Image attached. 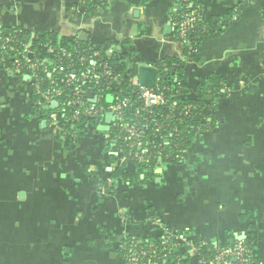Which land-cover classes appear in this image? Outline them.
<instances>
[{"label":"crops","instance_id":"crops-1","mask_svg":"<svg viewBox=\"0 0 264 264\" xmlns=\"http://www.w3.org/2000/svg\"><path fill=\"white\" fill-rule=\"evenodd\" d=\"M195 3L208 32L189 54L169 0H0V33L29 45L47 33L80 41L124 59L135 78L139 66L182 60L180 99L214 79L222 88L206 98V128L148 177L115 149L112 118L75 127L70 141L62 116L34 104L32 80L0 68V264H125L127 238L167 232L214 245L249 237L264 264V0ZM117 168L137 178H112ZM183 253L168 264H209Z\"/></svg>","mask_w":264,"mask_h":264},{"label":"built area","instance_id":"built-area-1","mask_svg":"<svg viewBox=\"0 0 264 264\" xmlns=\"http://www.w3.org/2000/svg\"><path fill=\"white\" fill-rule=\"evenodd\" d=\"M181 4L184 9L178 15L176 14V8H171L169 14L170 23L175 31V35L178 40L185 44L189 51L196 53L197 47L195 38L196 27L199 34H205L208 30L206 24L203 23L200 12L197 8L190 9L189 5H192L190 0H182ZM195 32V35L194 33ZM193 34V35H192ZM0 50L6 47V43L9 41L18 42L19 40L15 37L1 38ZM22 55L23 58L15 55L11 62V65L6 67L8 71L14 74H21L28 76L32 80L33 87L39 92L42 96L45 108L48 109V112L55 118L58 115L62 116V133L66 136H70L73 139L76 138V134L69 133L66 130L68 125L77 127L78 129L82 128L85 124L99 125L103 122V117L107 112H110L112 126L118 128V133H114V137L117 138L118 134H124L127 138L131 140L128 144L130 148L137 147L141 152L137 154H132L131 152H126L122 156L130 158L132 161H143L149 158L150 154L154 153L158 155L160 149L158 145H153L151 148L145 146L143 133L144 129L147 126L148 116L144 113L152 112L151 107L165 106L168 108L166 113H161L160 118L171 119L175 114L174 103L164 94L168 91L167 86H160L158 81L160 76L157 75L156 82L151 87H145L138 83V79L132 77L131 86L134 87L132 93L135 95V101H132L131 96H121V92L118 90L114 93V101L109 105L97 104L96 101L99 99V95L94 92L92 86L87 87L86 89L81 88V86L74 83L72 80L75 77V72L71 70V65L68 61L71 58H75L77 63L80 65L88 62V65L85 67V70L81 71L78 79L81 82H87L90 80L92 74H98L97 67H92V64L95 65L96 62L92 60V56L96 57L99 55L97 50H87L86 48L73 47V52L67 51L62 48L56 52L53 48H48L46 53L54 54V57L57 61V65L54 64L47 56L43 55V52L34 50L31 48V45L28 43H22ZM32 54V55H31ZM54 66V67H53ZM51 68L57 69L60 73H66V82L70 86H76V88L68 92V100L65 103H58L56 109L52 110L50 103L56 99L58 96L63 95L61 89L55 88H46L40 90L39 87V76L42 74L46 75L49 81V84L54 83V78H52ZM105 79L106 85L112 84V77L114 75L112 69L107 66V64H102V71L100 72ZM99 75V74H98ZM93 91L92 95L96 96V100L93 102L86 96V92ZM87 97V101L84 99ZM65 105L72 106L73 110L68 116H65ZM135 109V118L130 121L124 115V112L129 109ZM185 112H191V105H186ZM91 121H93L91 123ZM153 124L156 128H169L170 124H162L160 121H155ZM119 136V135H118ZM117 140V139H116ZM176 144H174V147ZM116 154L118 152H115ZM158 160L164 161L159 155ZM202 244H205L204 241H200ZM121 253L125 259V264H163L166 258L169 256V260L173 258H178L181 251H184L185 256H195L201 263L209 264H249V260L252 256V250L248 248V245L239 240L237 243L229 247H224L219 244L214 245L213 252L211 256L201 255L197 252V246L195 242L188 240L183 235L175 234L173 232H167L166 236L162 240L147 244L124 242L121 246Z\"/></svg>","mask_w":264,"mask_h":264},{"label":"trees","instance_id":"trees-1","mask_svg":"<svg viewBox=\"0 0 264 264\" xmlns=\"http://www.w3.org/2000/svg\"><path fill=\"white\" fill-rule=\"evenodd\" d=\"M182 0H169V5H171V8H176V14H180L182 10L184 9L183 5L181 4ZM192 2V5H189L190 9L198 8L197 4L195 3V0H190ZM198 27V26H197ZM196 29L197 37L195 38V41L197 42L195 47L198 49L199 41L201 40L203 34H199V31ZM175 33V31H173ZM208 32V30H207ZM206 32V33H207ZM195 35V32H193ZM193 35V34H192ZM5 37H15L19 41H9L6 43V47L2 50H0V68L5 69L9 65H11V62L13 60V57L15 55L19 56L20 58H23L22 55V43H26L23 40V35L19 32H9L8 34L0 33V39ZM1 44V40H0ZM183 44V43H182ZM78 48H86L89 50L88 46L84 45L80 41H67L66 39H58L56 36L52 33L44 34L41 38L34 41V43L31 45V48L34 50H38L43 52V55L50 58L52 61H54V64L57 65V61L54 57V54L46 53L48 48H53L56 52L61 50L62 48L66 49L67 51L73 52V47ZM185 52L189 54H194L193 52L189 51L187 46L183 44ZM92 60H94L95 65L92 64V67H97L98 74H92L90 76V80L87 82H81L78 79V76L81 71L85 70V67L88 65V62L80 65L77 63L75 58H71L68 63L71 65V70L75 72V77L72 79L74 83L81 88L86 89L89 86H92L94 89V92L99 95L98 101H96L97 104L102 105H109L113 103L114 101V93L116 91L121 92V96H131L132 101H135V95L132 93V90L134 87L131 86V79L134 77V74L136 73V69L132 71V73L128 72V65L127 62H125L124 59L118 58L114 56L113 54H107L106 51H100L99 55L94 57L92 56ZM105 63L107 66H109L114 75L112 77V84L106 85L104 82V76L100 73L102 71V64ZM165 65L157 64L156 67L160 72L163 71L165 67H168L170 78H164L160 76V79L158 81L160 86H167L169 88L168 91L164 92V94L174 103L175 107V114L170 119L167 118H160L159 115L161 113H166L168 111V108L165 106H157V107H151L149 109L152 110V112L144 113L146 116H148V123L146 128L144 129L143 138H144V144L147 147H152L153 145L160 146V153L158 155L152 153L150 154L149 158L143 160V161H133L135 162L141 170H145V173L148 174V177L155 176L154 170H155V164L158 161L159 155L162 157V159L166 162H172L176 163L177 160L180 158L181 154L186 150L187 146L190 144L192 138L194 135L200 131L206 128V125L203 120V113L202 108L206 104V98L207 96H215L217 94H220L221 92V84L217 79H214L212 82L208 83L204 86H200L199 92L197 94V97L195 99H180L178 96V91L184 86V78L182 76V60H166L164 61ZM54 67V66H53ZM51 74L52 78H54V83L51 85L49 84L48 78L46 75L42 74V76H39L38 82L40 90H44L46 88H55V89H61L63 91L62 96L56 97L55 101L58 103V107L60 103L66 104V101L68 100V92L73 91L76 86H70L66 82V73L59 72L57 69L51 68ZM176 76L175 79L173 77ZM32 92V100L34 104L37 107H42L44 105V101L42 96L39 94V92L33 87ZM107 96H109L107 98ZM84 99L87 101V97H84ZM191 105V112H185L186 105ZM73 110L72 106L65 105V116H68L70 112ZM136 110L133 108L132 110L129 109L124 112V115L126 118H128L130 121H132L135 118ZM155 121H160L162 124H170L169 128H156V126L153 124ZM93 121H91L92 123ZM66 130L69 133L75 132V127L68 125L66 127ZM110 133L114 135V133H118V128L116 126H112ZM119 135V136H118ZM117 135V144L115 146V149L120 150L123 154L126 152H131L132 154H137L141 152L138 150L137 147L130 148L128 144L131 142L129 138H127L124 134H118ZM70 141L75 140L69 135L67 136ZM109 139V137H108ZM109 141V140H108ZM107 141V143H108ZM174 144L176 146L174 147ZM112 178H121V179H127L129 181H132V179H136L137 177L134 175L127 174L126 172H123L120 168L115 169L112 174ZM109 191L111 190L108 188ZM132 242L133 244H137V240L133 238H127L125 242ZM239 240L233 239L231 243L224 241V243L220 244L224 247L232 246L233 244L237 243ZM243 242H245L248 245V248L252 250L253 244L252 239L249 237H246L245 239H242ZM205 244H202L200 241L195 242L197 246V252L201 255L205 256H211L212 250L214 248V244L210 242L204 241ZM148 243V242H147ZM142 243V244H147ZM121 252V251H120ZM169 256L165 259L166 261L163 262V264H168L169 262ZM249 264H257L254 257H251L249 260Z\"/></svg>","mask_w":264,"mask_h":264},{"label":"water","instance_id":"water-1","mask_svg":"<svg viewBox=\"0 0 264 264\" xmlns=\"http://www.w3.org/2000/svg\"><path fill=\"white\" fill-rule=\"evenodd\" d=\"M79 40H84L85 39V34H80L78 36ZM158 75V71H157V68L154 67V66H139L137 68V79H138V83L142 86H145V87H151L155 84L156 82V77ZM91 92H86V96L89 97L91 96ZM96 100V96H94L92 98V101L94 102ZM57 106V102L55 100H53L51 103H50V107L51 108H54ZM105 118H106V121H109V119H111V114L110 112H107L105 114ZM98 129L100 130H107L108 129V126H104V125H101V126H98ZM160 170H157V172H159ZM230 243L232 242L229 241Z\"/></svg>","mask_w":264,"mask_h":264},{"label":"rangeland","instance_id":"rangeland-1","mask_svg":"<svg viewBox=\"0 0 264 264\" xmlns=\"http://www.w3.org/2000/svg\"><path fill=\"white\" fill-rule=\"evenodd\" d=\"M109 96H107V98H108ZM42 107H45V106H42Z\"/></svg>","mask_w":264,"mask_h":264}]
</instances>
